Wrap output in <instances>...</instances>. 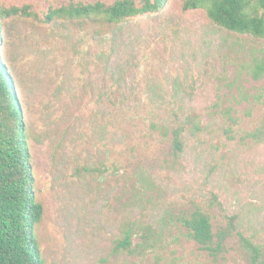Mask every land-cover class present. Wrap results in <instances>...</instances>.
<instances>
[{"label": "rangeland", "instance_id": "rangeland-1", "mask_svg": "<svg viewBox=\"0 0 264 264\" xmlns=\"http://www.w3.org/2000/svg\"><path fill=\"white\" fill-rule=\"evenodd\" d=\"M72 1L97 0H2L31 12L4 18L0 60L29 131L45 264H250L238 232L264 246V76L251 74L264 39L185 0L119 24L46 20ZM197 206L214 230L236 216L218 260L182 222ZM128 229L133 250L118 249Z\"/></svg>", "mask_w": 264, "mask_h": 264}, {"label": "trees", "instance_id": "trees-1", "mask_svg": "<svg viewBox=\"0 0 264 264\" xmlns=\"http://www.w3.org/2000/svg\"><path fill=\"white\" fill-rule=\"evenodd\" d=\"M170 0H116L106 3L70 2L46 14L54 17L86 19L105 24H119L139 15L158 12ZM185 9L203 8L218 26L232 33L264 39V0H185ZM31 15L28 7H6L0 0V39L5 17ZM255 79L264 76V53L251 67ZM153 128H157L154 124ZM184 126L172 128V153L184 151ZM36 176L29 144V131L24 111L14 90L13 81L0 60V264H45L36 226L44 216V205L35 191ZM236 216L224 228L214 230L212 217L197 206L182 222L190 237L214 260L226 251L227 239L236 228ZM149 233V231H148ZM144 232L146 239L150 234ZM250 252V264H264V246L255 244L238 232ZM131 229L117 243L118 249L133 250ZM131 249V250H130Z\"/></svg>", "mask_w": 264, "mask_h": 264}]
</instances>
